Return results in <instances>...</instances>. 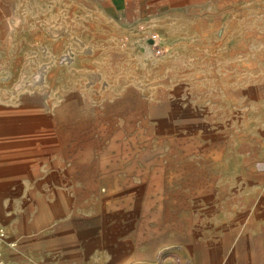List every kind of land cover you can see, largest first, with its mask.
<instances>
[{
	"label": "rangeland",
	"instance_id": "374dc122",
	"mask_svg": "<svg viewBox=\"0 0 264 264\" xmlns=\"http://www.w3.org/2000/svg\"><path fill=\"white\" fill-rule=\"evenodd\" d=\"M145 7L0 0V203L82 248L44 264H264V7Z\"/></svg>",
	"mask_w": 264,
	"mask_h": 264
},
{
	"label": "crops",
	"instance_id": "0c3cea01",
	"mask_svg": "<svg viewBox=\"0 0 264 264\" xmlns=\"http://www.w3.org/2000/svg\"><path fill=\"white\" fill-rule=\"evenodd\" d=\"M196 0H165L169 3H194ZM201 1V0H200ZM214 2L221 10H226L228 7L235 6L239 12H247L258 6L259 9L264 7V0H202ZM79 3L87 6L91 11H134L142 10L143 6L147 8V0H77ZM145 4H144V3ZM224 7V8H223ZM139 8V9H137ZM217 10L211 9V11ZM17 123L12 118H5L0 115V177L5 169L11 167H24L22 158L29 155V147L25 144V139L15 140L13 138H3L2 125ZM32 156V153H31ZM15 172V171H14ZM13 172V173H14ZM11 187V181L0 182V189ZM25 212L21 218V222L13 218L11 213H8L5 206L0 203V227L6 232L5 241L0 243V254L3 256L7 264H44L51 263L56 260H64L67 256L78 254L82 255V248L76 244L75 247L68 252L65 249L53 248L50 244L56 232L42 230V221L31 216V202L27 201ZM24 205V206H25ZM77 235V234H76ZM17 244L19 246H17ZM33 254V256H31Z\"/></svg>",
	"mask_w": 264,
	"mask_h": 264
},
{
	"label": "built area",
	"instance_id": "2783aa9c",
	"mask_svg": "<svg viewBox=\"0 0 264 264\" xmlns=\"http://www.w3.org/2000/svg\"><path fill=\"white\" fill-rule=\"evenodd\" d=\"M150 43L154 49L157 48L158 40L156 39V37H152L150 39ZM5 239H6V232L2 227H0V243L5 241ZM0 264H7V262L5 261V259L3 258V256L1 254H0Z\"/></svg>",
	"mask_w": 264,
	"mask_h": 264
}]
</instances>
